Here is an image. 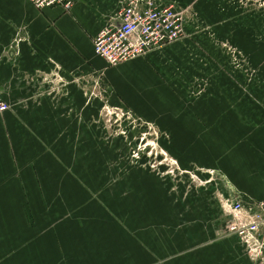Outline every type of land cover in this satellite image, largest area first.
Instances as JSON below:
<instances>
[{
    "label": "crops",
    "instance_id": "crops-1",
    "mask_svg": "<svg viewBox=\"0 0 264 264\" xmlns=\"http://www.w3.org/2000/svg\"><path fill=\"white\" fill-rule=\"evenodd\" d=\"M120 1L74 0L71 10H40L29 0H0V95L11 105L0 114V225L17 221L23 233L0 237V264H261L228 232L221 216L209 215L206 204L193 209L192 201L174 197L159 205L153 227L145 230L143 192L136 189L128 199V183L123 189L106 184L104 162L113 157L97 148L93 98L97 68L105 61L95 54L94 39ZM199 1L209 15L264 18V0H255L252 8L237 0ZM166 2L181 7L195 1ZM161 54L119 65L117 79L110 71L109 80L121 82L118 86L133 89L142 83L151 92L141 100L123 89L127 95L121 97L138 108L160 105L164 98L170 102L166 71L172 69L166 66L172 64ZM158 67L165 71L158 73ZM261 78L263 83L256 79L252 85V129L263 136L252 137L248 191L257 201L264 199ZM33 219L40 237L29 233Z\"/></svg>",
    "mask_w": 264,
    "mask_h": 264
},
{
    "label": "rangeland",
    "instance_id": "rangeland-1",
    "mask_svg": "<svg viewBox=\"0 0 264 264\" xmlns=\"http://www.w3.org/2000/svg\"><path fill=\"white\" fill-rule=\"evenodd\" d=\"M194 1L181 4L188 10L183 39L147 54L162 53L165 64H172L166 66L172 69L166 71L171 81L166 90L174 96L166 98L170 102L164 98L160 105L138 108L120 93L126 96L122 90L128 89L144 100L151 92L146 93L142 83L134 82L133 89L121 87L108 78L110 71L118 78V66L105 62L97 68V148L113 157L104 162L109 177L104 180L113 187H129L128 199L136 189L143 192L145 230L153 227L159 205L174 197L177 202L192 201L193 209L206 204L209 215L221 216L226 224L229 216L223 206L228 198L248 206L259 201L248 191L252 137L263 136L259 128L252 129V85L256 79L263 83L264 65L258 63L264 60V18H224L214 11L209 15ZM256 1L237 0L243 8H252ZM13 223L0 225V237H23L17 221ZM40 229L35 220L29 233L40 237Z\"/></svg>",
    "mask_w": 264,
    "mask_h": 264
},
{
    "label": "built area",
    "instance_id": "built-area-1",
    "mask_svg": "<svg viewBox=\"0 0 264 264\" xmlns=\"http://www.w3.org/2000/svg\"><path fill=\"white\" fill-rule=\"evenodd\" d=\"M29 1L40 10L53 7L71 10L75 3L74 0ZM120 4L111 22L94 39L95 54L109 66H119L144 57L183 39L186 33L188 10L174 2L122 0ZM10 109L11 105L0 95V114ZM223 209L229 216L228 232L243 243L254 261L264 264V199L248 206L230 197Z\"/></svg>",
    "mask_w": 264,
    "mask_h": 264
}]
</instances>
